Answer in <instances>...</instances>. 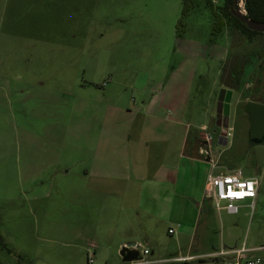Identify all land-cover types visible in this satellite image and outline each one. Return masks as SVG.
Segmentation results:
<instances>
[{
    "label": "rangeland",
    "instance_id": "rangeland-1",
    "mask_svg": "<svg viewBox=\"0 0 264 264\" xmlns=\"http://www.w3.org/2000/svg\"><path fill=\"white\" fill-rule=\"evenodd\" d=\"M182 9L183 0H0V235L12 249L0 246V264H87L88 255L92 264H130L118 244L128 235L147 249L141 264H198L175 257L243 243L254 247L248 254L264 256V142L248 143L243 110L249 100L264 104V32L249 37L227 25L213 34L203 0H193L184 16ZM159 85L160 117L139 116L134 126L159 127L179 190L198 194L210 172L241 169L259 181L252 210L247 200L236 214L207 200L195 232L183 233L175 220L182 213L161 221L141 210V182H129L123 197L81 177L94 156L126 162L111 150L127 131L126 110L146 104ZM223 87L232 98L227 143L219 144ZM171 104L178 115H169ZM184 133L194 159L176 157ZM206 133L211 162L197 151ZM154 149L151 142L146 159ZM128 152L132 158L134 148ZM146 161L150 171L159 162Z\"/></svg>",
    "mask_w": 264,
    "mask_h": 264
},
{
    "label": "crops",
    "instance_id": "crops-1",
    "mask_svg": "<svg viewBox=\"0 0 264 264\" xmlns=\"http://www.w3.org/2000/svg\"><path fill=\"white\" fill-rule=\"evenodd\" d=\"M161 90L162 88L159 85L157 87V94L152 95L146 104L143 100L141 103L136 105V109L130 108L126 110V113L129 116V124L126 127L127 131H125L123 136H121V143L113 146L111 149L115 153L117 150H119L120 154L126 155V162H119L116 156H94L88 165L82 167L80 175L88 182H92L91 184L93 185V189L95 188L94 183L98 184L101 182L107 184V186L113 187L114 190L121 192L123 197L126 194L125 190L129 188V182L132 181L138 184L141 182L139 189V203L141 210L151 217H155L161 221L170 218L169 216L173 213H182L181 217L175 218L178 229H180V231L183 233L190 231L191 234H193L196 227H198L197 214L201 212V210L207 211L208 209L206 207V203H209L207 202L208 199L206 198L207 178L202 183L201 190L198 194L193 192L189 187H184V189L180 191L178 187L179 178L177 176V164H174L170 159L172 158L173 154H171L170 157L167 156L169 153V143L164 145L162 142H160V137H158L156 134L159 127L151 125H144L142 127L139 125L134 126V122L137 117L139 118V116L142 117L144 122L146 118H150L153 122H156L158 117H160L159 114L162 110ZM166 106L168 110H171L169 115L174 113H176V115L179 114V110L175 109L173 104ZM133 129L138 131V135L141 134L135 139L134 136L131 135ZM173 131V127L167 131L168 142L172 139ZM145 134L147 136H145ZM151 142L154 143L155 149L152 153L153 158L150 157V153L148 158L155 161L158 160L159 162L150 171L149 163L146 161L148 158L146 159L145 150ZM222 142L223 139L218 141L219 144H222ZM110 145V142H108V146H105L104 148L108 149ZM129 147L134 148L132 158H130V153L128 152ZM197 151L199 153V145ZM111 152L112 151H110L109 154ZM175 153L177 154V159L181 156L186 159H194L191 156L192 151L187 148V137L185 133L183 135V141L180 147L175 148ZM160 156L161 158H159ZM205 160L209 161L206 158ZM151 172L153 173L151 174ZM149 173L151 174L150 176ZM187 185H189V182H187ZM114 186H119L120 189H115ZM143 195H145L144 203H142ZM248 203L249 200H247V203L244 205L248 206ZM129 241H136L138 243L136 237L128 235V237L121 239L118 244L119 246H122ZM205 242V240L203 243V240L201 241L198 239L199 246L205 244ZM230 248L234 249L239 247H229L228 249ZM218 252L219 251L217 250L207 251L205 249L198 248L196 251L191 253L190 249L189 252L179 254L175 258L192 256V260L198 261V264L226 260L225 257L221 255L217 256ZM226 257L232 258L233 255L227 254ZM136 263L141 264L140 262H130V264Z\"/></svg>",
    "mask_w": 264,
    "mask_h": 264
},
{
    "label": "built area",
    "instance_id": "built-area-1",
    "mask_svg": "<svg viewBox=\"0 0 264 264\" xmlns=\"http://www.w3.org/2000/svg\"><path fill=\"white\" fill-rule=\"evenodd\" d=\"M202 130H206V126H201ZM223 134L227 137L229 135L228 128L223 130ZM212 141L210 133H206V137L202 139L199 145V154L204 156L210 162L212 161L209 147ZM214 167V165H212ZM259 189V181L256 177H246L241 169H235L229 172H219L207 176L206 181V198L211 201L217 211L225 210L228 213L236 214L242 207L245 200H249L248 207L253 209L254 201ZM174 228H169L168 233H174ZM253 251V248H248L243 243L239 248H230L220 250L218 255L224 256L232 254V258L220 262H208L202 264H264V256H250L248 252ZM141 253H147L144 249ZM192 256L179 257L178 260L192 259ZM140 262L141 261H135ZM146 262V261H144ZM93 258L91 255L87 257V264H92Z\"/></svg>",
    "mask_w": 264,
    "mask_h": 264
},
{
    "label": "water",
    "instance_id": "water-1",
    "mask_svg": "<svg viewBox=\"0 0 264 264\" xmlns=\"http://www.w3.org/2000/svg\"><path fill=\"white\" fill-rule=\"evenodd\" d=\"M243 0H232L231 14L244 22L250 30L264 32V21H256L248 17L243 4ZM244 3V2H243ZM232 98V90L225 87L220 89L217 97V116L226 117L229 114V104ZM243 110L249 122L248 143L255 145L264 142V104L249 100L243 105ZM221 128L218 141L223 139L222 144L227 143V137L223 134L226 123L217 124ZM121 260L126 263L139 261L142 259L140 245L136 241H129L121 246L119 250Z\"/></svg>",
    "mask_w": 264,
    "mask_h": 264
},
{
    "label": "trees",
    "instance_id": "trees-1",
    "mask_svg": "<svg viewBox=\"0 0 264 264\" xmlns=\"http://www.w3.org/2000/svg\"><path fill=\"white\" fill-rule=\"evenodd\" d=\"M219 1H221L222 4L217 6L214 4L213 0H203L206 7L209 8L210 11L212 12L213 34L218 33L227 25L232 26L237 31L246 34L249 37L255 34L263 33V32L250 30L249 28H247L244 22L240 21L231 14L230 8L232 5V0H219ZM243 2H244L243 8L248 17L256 21H264V0H243ZM192 3L193 0H183L182 16H184L189 11ZM181 25H182V20L180 19L178 22V26L180 27ZM235 81L238 82V80ZM231 88H233V86H231ZM0 246L6 249L7 251H12L11 247L8 246L6 242H4L1 235H0Z\"/></svg>",
    "mask_w": 264,
    "mask_h": 264
},
{
    "label": "flooded vegetation",
    "instance_id": "flooded-vegetation-1",
    "mask_svg": "<svg viewBox=\"0 0 264 264\" xmlns=\"http://www.w3.org/2000/svg\"><path fill=\"white\" fill-rule=\"evenodd\" d=\"M216 121H217V124L222 125L223 123H226V118L224 116H222V117L217 116Z\"/></svg>",
    "mask_w": 264,
    "mask_h": 264
}]
</instances>
